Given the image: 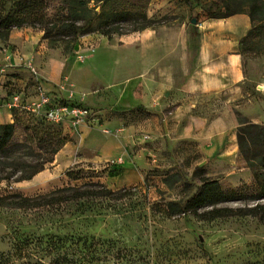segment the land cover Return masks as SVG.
Returning a JSON list of instances; mask_svg holds the SVG:
<instances>
[{"label": "rangeland", "instance_id": "1", "mask_svg": "<svg viewBox=\"0 0 264 264\" xmlns=\"http://www.w3.org/2000/svg\"><path fill=\"white\" fill-rule=\"evenodd\" d=\"M29 1L36 3L32 2L33 15L27 19L21 11ZM58 1L43 0L41 4L40 0H0V16L14 13L15 24L10 33L25 31L43 36L37 14L47 6L51 15ZM121 1L106 4L103 16L94 21V28L79 36L73 48L64 43L52 46L43 40L45 48L80 61L81 55L92 53L99 46L97 38L102 35L94 30L112 12L122 8ZM128 1L135 5L133 10L150 20L152 28L130 32L131 25L112 19L101 30H118L121 35L113 34L110 39L122 43L135 40L131 45L137 48L135 51L123 50L117 55L121 60L124 56L131 57L134 71L130 79L144 75V58L148 64L156 58L144 75L161 83L162 89L156 96L147 93L156 109L138 104L109 114L122 128L133 126L137 130L138 139L134 145H127L132 147V160L137 153L143 160L138 165L140 181L121 186L118 180L123 166L120 165L125 162L116 163L122 158L115 156L88 164L84 169L70 167L64 171L67 185L48 191L8 188L19 183L13 182L19 175L11 181H1L0 198L14 194L35 198L89 183L102 184L115 196L30 209L7 205L9 201L0 203V264L35 263L33 257L14 255L13 246L20 239L71 234L109 242L110 248L98 252L102 261L97 264H264V14L254 15L249 39L239 47L243 65L239 89L233 93H195L182 98V36H195L191 30L209 15L205 13L212 3L210 14L218 13L216 6H223L222 1L231 10H246L249 5L245 0ZM95 11L100 13L101 8ZM19 21L22 23L16 27ZM138 22L135 27L139 28ZM83 37L88 39L82 41ZM139 38H144L140 44L148 45V50L138 51ZM153 42L157 44L155 54L151 49ZM144 52L146 57L142 55ZM97 54L100 62L110 58V53L103 50H97ZM167 68L171 72V84L166 86L162 72ZM3 74L0 69V76ZM27 80L30 86L29 74ZM3 86L16 91L11 81ZM108 96L104 93L105 101L96 104H108ZM134 96L140 98L141 93ZM71 103L89 111L95 134L120 133L121 127L103 124L98 106L89 107L75 100ZM15 114L14 140L26 143L31 152L30 156H21V161L31 168L36 165L49 168L56 153L72 137L61 125L56 127L27 111ZM0 162H4L1 157ZM209 183L215 185L195 197L197 190ZM169 203L182 204V212L177 211L179 208L165 212Z\"/></svg>", "mask_w": 264, "mask_h": 264}, {"label": "crops", "instance_id": "2", "mask_svg": "<svg viewBox=\"0 0 264 264\" xmlns=\"http://www.w3.org/2000/svg\"><path fill=\"white\" fill-rule=\"evenodd\" d=\"M213 6V3L207 6L208 11L205 14L209 15L202 18L191 30L195 36H182V98L195 93H233L239 89L238 84L243 81L239 47L240 41L251 29L250 19L246 14L223 17L222 5L216 6L218 13L210 14ZM88 38L92 39L91 36ZM88 38L83 37L82 41ZM142 40L144 42V38H139L138 43L140 44ZM97 41L99 46L95 51L81 55L79 61L46 49L41 33L14 31L10 33L8 40H0V69L1 73L4 72L3 76H0V124H12L15 121L8 102L16 92L29 90L28 73L25 69L29 62L38 68L44 89L53 98L57 101L67 99V92L59 88L63 81L67 82L74 88L75 101L82 98L83 104L89 107L98 106L97 113L102 115L104 125L121 127L117 120L109 117L110 112L132 109L138 104L156 109L147 93L156 96L158 90L162 89L161 83L144 76L153 67L156 58L151 59L149 64L144 58L142 62L144 75L135 80L130 79L129 76L134 71L131 57L124 56V60H121L118 53L123 50L135 51L137 48L131 46L135 40L122 43L119 39L100 36ZM140 45L138 51L148 50L146 47L148 45ZM156 45L153 42L151 48L153 53ZM97 50L110 53V58H104L100 62ZM142 55L146 57V52ZM162 76L166 77V86L171 84L170 69H164ZM6 81H11L16 91L4 87L3 83ZM136 92L141 93L140 98L134 96ZM104 93L110 97L107 98V101L110 100L108 104L104 106L96 104L97 101H105ZM91 118L86 124L75 129L62 124L63 129L72 137V141H68L56 153L49 168L43 169L30 180L11 184L8 188L15 191L33 189L36 192L52 190L60 185H67L68 178L64 171L70 167L78 166L77 168L84 169L88 164L99 163L113 156L121 157L122 162H125L120 165L123 166V172L118 180L120 185L127 186L139 182L138 165L143 164V160L140 153L132 160L130 158L132 147L127 145H134L138 139L136 128L121 127L120 133L116 136L104 134L99 136L94 133L96 128L90 124Z\"/></svg>", "mask_w": 264, "mask_h": 264}, {"label": "trees", "instance_id": "3", "mask_svg": "<svg viewBox=\"0 0 264 264\" xmlns=\"http://www.w3.org/2000/svg\"><path fill=\"white\" fill-rule=\"evenodd\" d=\"M116 0H59L56 6L53 8L54 12L51 15L47 13V6H44L39 15L37 14L39 21V30L43 32L42 40L47 41L52 46L57 43H64L71 46L75 45L77 38L94 28V21L96 18L103 16V7L115 2ZM32 2L24 4L23 18H30L33 13L30 11ZM249 6L246 10H231L225 1H222L223 17H229L236 14L248 15L250 22L254 21V15L259 13L264 14V1L263 0H245L244 3ZM36 3V2H34ZM41 4H44L43 0H40ZM122 8L117 12H112L110 17L106 18L103 22L96 26L94 31L100 33L103 37L110 39L113 34L121 35L118 30H101V27L112 19H120L122 22L131 25L132 30L130 32L142 31L144 29L152 28L150 20L141 12L133 10L134 4H131L128 0H122ZM96 8H101L100 13H96ZM14 14V13H13ZM12 13L0 16V40L6 41L9 37L11 26L15 24L13 22ZM140 27H135L136 23H139ZM130 22L132 24H130ZM18 23L16 27H19L22 22ZM133 25V26H132ZM250 36L248 34L240 41V46L245 44ZM239 54L241 55L240 51ZM62 103H65L62 101ZM16 111H22L19 108H12L11 112L14 116V123L12 124H0V157L4 159V162H0V182L11 181L13 177H17L13 182H21L31 179L34 175L43 170V165H36L31 168L29 165L21 161V156H30L31 152L29 146L23 142H16L15 137V124H16ZM24 111V110H23ZM40 120H44L42 117H38ZM56 127L60 128V125ZM10 170L6 172V170ZM26 169H30L25 171ZM213 183V182H211ZM205 184L197 190V194L203 189L215 185ZM117 195V194H116ZM109 196H115V194L105 188L99 183L84 184L81 187H64L54 190L46 195H41L35 198H25L19 195H11L7 198H0V203L9 201L13 207L16 208H38V207H50L55 204L69 203L79 200H96L105 199ZM194 197V198H195ZM193 198V199H194ZM192 199V200H193ZM177 209L182 212V204L169 203L165 208V212L170 209ZM14 255L25 259L35 258L34 264H97L102 260L98 258V252L108 247L109 242H103L95 239H88L79 235H65V236H45L38 238H24L16 241L14 246ZM28 264V263H27Z\"/></svg>", "mask_w": 264, "mask_h": 264}, {"label": "built area", "instance_id": "4", "mask_svg": "<svg viewBox=\"0 0 264 264\" xmlns=\"http://www.w3.org/2000/svg\"><path fill=\"white\" fill-rule=\"evenodd\" d=\"M25 69L31 79L29 90L13 94L8 102L10 109L19 108L35 116L42 117L52 124H67L72 129L87 123L91 116L89 111L71 103L76 97L72 85L65 81L60 84L59 88L67 92L66 102L62 103L44 89L43 79L32 62L27 63ZM78 101H82V98ZM105 132L107 133V131ZM121 161L122 159H118L116 163L120 164Z\"/></svg>", "mask_w": 264, "mask_h": 264}, {"label": "water", "instance_id": "5", "mask_svg": "<svg viewBox=\"0 0 264 264\" xmlns=\"http://www.w3.org/2000/svg\"><path fill=\"white\" fill-rule=\"evenodd\" d=\"M191 23H192V24H195V20H192Z\"/></svg>", "mask_w": 264, "mask_h": 264}]
</instances>
